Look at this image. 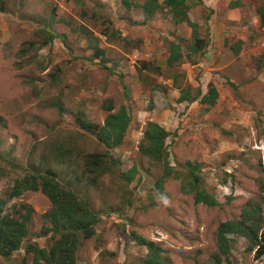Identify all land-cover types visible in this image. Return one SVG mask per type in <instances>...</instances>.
<instances>
[{
	"label": "rangeland",
	"instance_id": "374dc122",
	"mask_svg": "<svg viewBox=\"0 0 264 264\" xmlns=\"http://www.w3.org/2000/svg\"><path fill=\"white\" fill-rule=\"evenodd\" d=\"M10 1L14 4L3 5L0 13V200L7 201L4 214L25 224L28 236L11 256H0V264H32L26 244L51 246V231L46 233L44 228L54 229L48 215L53 207L44 192L30 189L8 199L16 179L38 173L54 174L99 216L94 234L82 238L77 247V264H138L147 254L140 238L160 246L173 264H213L218 225L239 218L251 198H264L259 183L264 185L263 20L258 37L249 39L245 64L223 59V68L220 59L204 63L209 49L201 59L191 55L175 65L176 69L163 71L176 76L178 84L188 82L185 87L191 93L198 86L206 92L207 84H214L218 98L206 109L200 103L184 107L167 98L160 103L152 96L154 89L150 90L162 78L151 79L141 71L146 59L130 66L136 55L148 49L135 36L130 18H135L133 26L140 31L160 19L174 24L166 7L146 17L140 8L145 0H129L140 6L133 4V11L125 10L123 0H108L113 9L104 14L97 10L103 0H86L72 18L78 39L76 49L68 55L65 47L70 42H65L62 34L60 45L51 46L44 45L49 33L31 30L27 21L30 12L42 17L43 27L50 22L45 6L41 8L37 0H20L19 6L18 0ZM80 3H76L78 7ZM262 4L264 0L259 1V6ZM112 28L118 33L109 38ZM121 29H128L127 33ZM101 32L107 34L105 56L116 58L112 67L108 63V69L103 68L102 57H92L98 41L105 40ZM80 33L86 48L91 47L88 55L82 54ZM169 36L172 39L165 38V43L180 38L174 32ZM226 75L243 82L254 79L261 85L244 82L248 87L241 91ZM250 91L255 94L247 96ZM107 100L113 101L112 111L125 105L130 119L121 144L110 150L81 127L83 122L104 123ZM148 121L169 131L165 147L168 165L139 150ZM92 153L104 154L106 162L112 156L115 165L109 163L108 171L97 175L90 163L84 164ZM131 167L136 175L127 181L122 172ZM83 168L90 170L85 173ZM193 168L199 178L194 185V178L188 177ZM164 176L158 192L155 184ZM36 182L40 185L41 179ZM202 189L219 205L194 203L196 191ZM260 204L264 216V201ZM228 236L233 264H264V255L256 258L254 248L248 249L243 237Z\"/></svg>",
	"mask_w": 264,
	"mask_h": 264
},
{
	"label": "trees",
	"instance_id": "16d2710c",
	"mask_svg": "<svg viewBox=\"0 0 264 264\" xmlns=\"http://www.w3.org/2000/svg\"><path fill=\"white\" fill-rule=\"evenodd\" d=\"M123 1L124 5L127 7L131 5V1ZM200 2L202 3V0H200ZM190 3L191 0H146L142 3V6L146 13V17L152 16L157 11V8L166 7L168 8L172 20L176 24L182 21L189 22L192 27L191 36L193 39L189 47L191 53H197L200 52L199 49H203L207 43L205 37L199 36L200 32L198 30V23L191 21L189 18L188 12L190 11ZM3 5L4 8H7L5 0H0V13H2ZM55 9L56 5L53 6V14H55ZM28 18L27 21L33 26L34 32L41 30L42 32H46V34L49 33V39L47 42H44V45L52 41H57L60 45L62 34L63 40H65V42H70V46L65 47L66 53L70 55L71 52H74L76 49L75 47H77L74 34L69 35L67 32H61L62 29L55 26L60 23L58 22L59 18H54L56 21L50 19V22L48 25H45V27L42 25V17L32 21L30 20V17ZM54 28H57L59 31ZM112 35L114 36V32ZM26 49L27 48H25L24 51ZM170 50L171 53L167 59V67H174L176 65L175 62L183 56L180 52L181 45L177 44V42H172V44H170ZM105 54L106 50L104 48L98 46L93 48L92 57L95 59L102 57L103 68L108 69L110 68L108 63H110V66L112 67L116 62V58L111 55L105 56ZM261 59L263 60V57H261ZM142 64H144V62H142ZM262 67L263 62L262 65H258V71H260ZM156 70L157 74H162L164 71L160 67H156ZM55 76H57V74H55ZM207 88V91L203 94L201 93L200 88H197L194 94H191L187 90H183L176 101L177 103L185 101H187V103H192L199 98L198 102L208 109L215 105L218 98V92L215 85L212 83H208ZM107 102L106 106H104L107 115L101 126L93 122H83L81 127L85 129L86 132L95 134L96 140L102 143L104 148L110 150L121 144L130 119L125 105L122 104L117 110L112 111L114 109L113 101L107 100ZM58 110L59 113L62 114L60 106H58ZM146 124L142 139L139 142L140 152L156 160L164 161V163L168 165L165 161V158L167 157L165 147L169 131L156 122L148 121ZM105 154L108 156V152ZM105 158L104 154L92 153L85 158L84 164L86 166L90 163L92 169L96 170L97 175H102L108 171L109 163H112V166L115 165L112 156H109L110 162H106ZM250 167L252 168V166ZM88 170L90 169L83 168L85 173ZM194 170L195 168L191 169L188 175V177L194 178L193 185L196 181H199ZM135 175V167H131L122 172V176L127 181L133 180ZM165 175H169V173L166 171ZM165 177L167 176L159 178L155 184V188L158 192L161 191ZM37 178L41 179L40 185L36 182ZM222 182L225 183L226 179ZM259 183L261 190H263V183L261 181H259ZM37 188H40L41 191L44 192L53 207L48 215L52 218L54 229L50 230L49 227L44 228L46 233L51 231L50 236L52 243L48 249L28 243L25 245V252L32 254V264H77V247L82 238H88L94 234L95 225L99 220L98 214H94L91 211L88 202L79 197L71 188L60 184L54 174L50 176L47 173H38L35 175L32 174V176H25L21 180L16 179L12 185V190L9 193L8 199L18 197L24 191ZM257 197L259 200H256L258 198H251L250 201L246 202L245 206L241 209L242 211L239 218H232L226 222H221L218 225L216 231L218 252L215 253L212 258L213 264H233L229 252L232 240L228 235L231 234H238L243 237L248 242V249L256 248V258L264 255V216L262 214V205L260 204L264 201V198H261L262 196ZM6 202V200H0V256L2 257L11 256L12 252L19 249L23 239L28 236L25 224H22L18 220L11 219V217L4 214L3 210L6 206ZM194 203H203L207 206L219 205V202L204 189L196 191L194 195ZM139 243L145 245L147 254L138 264H173L169 258L163 256V249L154 242L140 238ZM25 263L26 261L23 262V264Z\"/></svg>",
	"mask_w": 264,
	"mask_h": 264
},
{
	"label": "crops",
	"instance_id": "0c3cea01",
	"mask_svg": "<svg viewBox=\"0 0 264 264\" xmlns=\"http://www.w3.org/2000/svg\"><path fill=\"white\" fill-rule=\"evenodd\" d=\"M20 0H18L19 3ZM42 8V6H45V9H47L48 6L53 7L56 5L55 18H59L58 24H56V27H59V29H62L61 32H67L69 35L74 34L75 40L78 39V35L76 32V29L74 28L73 24V17L79 12L80 10H77V8H80L82 4L86 0H37ZM81 2L79 7L76 4L77 2ZM162 1V0H159ZM259 1L263 2V0H202V3H196L194 4L188 12L189 18L191 21L197 22L199 25V32L201 37H205L206 40H208L211 52L206 54L207 59L204 63L209 62L211 59L212 61L216 62L217 60L221 61V64L224 60L232 61V63L241 61L243 64H245L246 56L248 55V48L251 46L248 44L249 39H254V36H257V33L259 30L263 28V25L261 23V14L264 13V9L262 8V5L259 6ZM5 3L7 6H12L14 4L10 0H5ZM44 4V5H42ZM105 4V5H104ZM106 4L108 5L107 7ZM134 4V3H133ZM131 4L129 7L124 5L126 11H133L135 8L134 5L139 6L138 4ZM108 2V0H103L101 3L100 9H97L101 11V13H106L107 10H112L113 6H111ZM19 6V5H18ZM241 6V7H240ZM140 7V6H139ZM141 9L143 6L141 5ZM168 9V8H166ZM207 9V12H206ZM144 10V9H142ZM71 14V15H70ZM30 20L39 19L36 18L34 14L30 12ZM146 15V14H145ZM207 15L208 19L206 20L204 16ZM130 19V24L132 25L131 28L135 29V36L139 37L138 41L141 42V39L143 44L147 49V51L144 54L136 55L133 59L134 64L130 63V66H135L137 63V60H144V64H141V71L147 72L146 74L149 75L152 78L159 79L158 77L162 78L164 85L160 84L161 82H158L154 85H152V89L150 91H153L152 96L157 99L160 103L167 98L171 102L177 103V98L180 96V93L185 90V85L188 84H181L176 83V76H169L164 74H157L156 67H160L162 70H166V68H175V67H167V59L170 56L171 50H170V42L165 43L164 39L167 38L168 40L172 39L168 34L169 33H175L178 34L180 37L185 39H191L192 30L188 26H186V23L184 21L180 23L172 24L168 23V21L164 22L163 19L157 20L159 22H152L147 23L148 26L145 27L143 30H138V27L134 24L135 18ZM264 18V16H263ZM122 23V22H121ZM123 23H125L123 21ZM125 25V24H124ZM123 26V25H122ZM187 27V28H186ZM31 30L33 31V26H31ZM73 28V29H72ZM57 29V28H54ZM58 30V29H57ZM113 30V29H112ZM107 35L106 32H101L105 35L103 38H105L104 41H99L100 46L104 49H106L105 42L107 40V37H113L112 33L114 32V35L118 33V31H112ZM123 30V29H121ZM125 30V31H124ZM123 31L125 34L127 33L128 29H124ZM59 31V30H58ZM107 31V30H105ZM162 33L163 37L159 38V34ZM83 33H80V42H81V49L83 55H88L89 49L86 48V46L83 44L86 40L83 38ZM123 36V35H122ZM260 37V36H259ZM131 40V38L129 39ZM103 42V43H101ZM164 42V43H163ZM107 43V42H106ZM167 44V45H166ZM76 48V47H75ZM168 48V49H167ZM209 48V46L207 47ZM180 52L183 54V56L175 62L176 65L183 62V60H187L185 55L187 53V50L185 47L181 48ZM161 51V52H160ZM160 52V53H158ZM158 54V56H155ZM210 59V60H209ZM217 63V62H216ZM225 65L222 64V67L224 68ZM246 68V66H244ZM176 69V68H175ZM150 72V73H149ZM227 74V73H226ZM158 76V77H157ZM183 76V75H182ZM182 76L180 78H182ZM178 77V76H177ZM219 78V76H218ZM232 80L234 84L240 85V90H244V87H248L246 83L244 82H250L253 81L255 87L256 85L260 84L261 82H257V80L248 79V81H241L237 77L232 76L230 78L229 75H226V79ZM164 79H166V82H164ZM190 81V80H189ZM262 81V80H261ZM149 85L148 83H146ZM264 87V84H263ZM197 88H200L198 86ZM196 88V89H197ZM195 89V90H196ZM186 91V90H185ZM202 91V90H201ZM204 92H202L203 94ZM165 94V95H163ZM194 94V93H191ZM254 95V91H250L248 95ZM199 99V98H198ZM197 101H194L192 103L181 102L179 104L186 106H191L196 103V105L199 103Z\"/></svg>",
	"mask_w": 264,
	"mask_h": 264
},
{
	"label": "clouds",
	"instance_id": "9594fccd",
	"mask_svg": "<svg viewBox=\"0 0 264 264\" xmlns=\"http://www.w3.org/2000/svg\"><path fill=\"white\" fill-rule=\"evenodd\" d=\"M146 1V0H145ZM198 2H200V0H191V3H190V8H189V10L190 9H192L191 7L194 5V4H196V3H198ZM20 3H22V1H20ZM20 3H18V5L20 4ZM262 8L264 9V5L262 4ZM52 10H53V7H51V6H48L47 7V9L45 10V12H47V13H49L48 14V17L49 18H51V20H54V18H55V16H56V13L55 14H53L52 13ZM262 16H261V19L263 20V23H264V18H263V16H264V13L262 12V13H260ZM204 18L207 20L208 19V16L207 15H205L204 16ZM130 19H133V18H130ZM54 21H56V20H54ZM185 22V21H184ZM113 29V28H112ZM191 30H192V28H191ZM199 30V29H198ZM112 31H114V29L112 30ZM169 35V34H168ZM159 36H162L163 37V34L162 33H160L159 34ZM200 36V35H199ZM192 36H191V39H185V38H182V37H180L179 39H177V40H171V43L170 44H172V42H177V44H179V45H181V48H183V47H185L186 48V50H187V53H186V55H185V57H186V59H189V57L191 56V54L192 55H195V56H201L199 59H201V58H203V56L206 54V52L210 49V45H209V42H208V40H206V45L203 47V49H199L200 50V52H197V53H191V49H190V44L192 43ZM100 41V40H99ZM98 41V43H100ZM58 45V43H57V41H52V42H49V43H47V44H45V45H51V46H53V45ZM209 46V48H207ZM98 47H101L100 46V44H98ZM102 48V47H101ZM91 49V47H89V50ZM182 50V49H181ZM92 53H93V51H92ZM262 56H264V53H262ZM168 71H172V70H174L175 68H166ZM181 75V74H180ZM228 81H229V79H228ZM233 85H235L234 83H233ZM236 86V85H235ZM185 88V90H187V91H189L188 89H187V87H184ZM191 93V92H190ZM201 93H202V91H201ZM205 93V92H204ZM194 102V101H193ZM145 246V245H144ZM255 249L256 248H254V255H255ZM2 257V256H1Z\"/></svg>",
	"mask_w": 264,
	"mask_h": 264
}]
</instances>
